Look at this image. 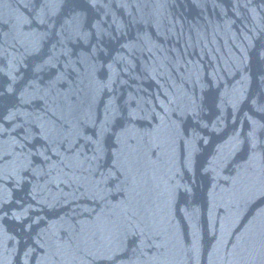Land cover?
<instances>
[{"label":"water","instance_id":"obj_1","mask_svg":"<svg viewBox=\"0 0 264 264\" xmlns=\"http://www.w3.org/2000/svg\"><path fill=\"white\" fill-rule=\"evenodd\" d=\"M0 264H264V0H0Z\"/></svg>","mask_w":264,"mask_h":264}]
</instances>
